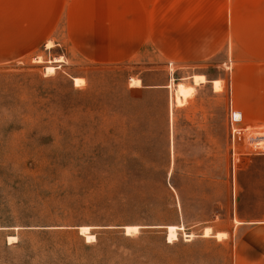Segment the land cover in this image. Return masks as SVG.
Listing matches in <instances>:
<instances>
[{"label":"rangeland","instance_id":"obj_1","mask_svg":"<svg viewBox=\"0 0 264 264\" xmlns=\"http://www.w3.org/2000/svg\"><path fill=\"white\" fill-rule=\"evenodd\" d=\"M138 15L136 0H0V264H242L259 239L264 154H233L229 46L179 62L162 40L137 47Z\"/></svg>","mask_w":264,"mask_h":264},{"label":"crops","instance_id":"obj_2","mask_svg":"<svg viewBox=\"0 0 264 264\" xmlns=\"http://www.w3.org/2000/svg\"><path fill=\"white\" fill-rule=\"evenodd\" d=\"M136 4L139 15L133 40L137 47L140 41L159 39L165 56L179 62H204L229 46L237 67L227 106L241 112L246 122H264V0H136ZM160 25L162 39L155 37V26ZM196 75L205 81L191 86L207 83L204 74L193 79ZM180 83L177 87L186 85L192 96L195 89ZM175 94L176 89L174 100ZM247 226L258 231L259 239L247 240V256L240 253L242 264H264V220Z\"/></svg>","mask_w":264,"mask_h":264},{"label":"built area","instance_id":"obj_3","mask_svg":"<svg viewBox=\"0 0 264 264\" xmlns=\"http://www.w3.org/2000/svg\"><path fill=\"white\" fill-rule=\"evenodd\" d=\"M237 110L231 109L230 113V144L232 146L233 154H236V144L240 141L256 154H264V123L255 126L239 125L243 123L241 114L240 119L235 118ZM241 113V112H240Z\"/></svg>","mask_w":264,"mask_h":264},{"label":"bare ground","instance_id":"obj_4","mask_svg":"<svg viewBox=\"0 0 264 264\" xmlns=\"http://www.w3.org/2000/svg\"><path fill=\"white\" fill-rule=\"evenodd\" d=\"M54 61H60V59L56 58V59H54ZM54 70H55L54 66L46 67L47 72H53L54 73ZM190 95L191 94H190L189 88L186 85L176 87V94H175L176 104L177 105H183L184 102L187 101L188 97H190ZM178 229H179V226H177V225H169L168 226V232H169L168 239L169 240H172L176 237V235L178 234V232H177ZM89 230H90L89 227H82V232H81L82 234H84L87 237L88 240L95 237L94 234H91L89 232ZM210 234H211V228H206L205 232H204V236H209ZM225 235H226V233H221V232L216 234V236L218 238H222ZM192 236H194V235L193 234H186V237H192ZM13 237L14 236H11V238H13Z\"/></svg>","mask_w":264,"mask_h":264},{"label":"water","instance_id":"obj_5","mask_svg":"<svg viewBox=\"0 0 264 264\" xmlns=\"http://www.w3.org/2000/svg\"><path fill=\"white\" fill-rule=\"evenodd\" d=\"M235 118L236 119H240L241 118V113L240 112H236L235 113Z\"/></svg>","mask_w":264,"mask_h":264}]
</instances>
